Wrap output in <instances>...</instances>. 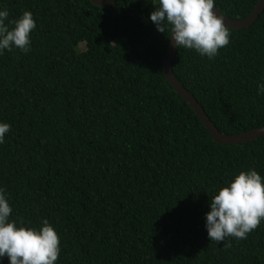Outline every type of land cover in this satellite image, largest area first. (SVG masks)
I'll return each mask as SVG.
<instances>
[{"label": "trees", "instance_id": "trees-1", "mask_svg": "<svg viewBox=\"0 0 264 264\" xmlns=\"http://www.w3.org/2000/svg\"><path fill=\"white\" fill-rule=\"evenodd\" d=\"M258 2L215 8L240 21ZM154 3L0 0L9 19L30 11L37 25L27 54L0 56L10 219H48L60 238L56 264H264V221L225 244L205 228L218 187L249 168L264 177V136L213 140L164 75L171 34L150 21ZM228 30L213 60L178 48L173 73L221 133L238 136L264 127V13Z\"/></svg>", "mask_w": 264, "mask_h": 264}, {"label": "clouds", "instance_id": "clouds-1", "mask_svg": "<svg viewBox=\"0 0 264 264\" xmlns=\"http://www.w3.org/2000/svg\"><path fill=\"white\" fill-rule=\"evenodd\" d=\"M153 5L150 21L158 32H170L177 49L213 60L230 43L231 33L213 11L215 0H155ZM9 17V10L0 7V56L14 50L27 54L37 26L33 14L24 11L16 19ZM257 95L264 96V77L257 82ZM10 129L9 123L0 121V145ZM209 209L205 228L210 241L247 239L264 221V177L255 168L239 171L217 188ZM12 212L8 193L0 186V264L5 257L9 264H56L61 247L55 227L48 219L39 227H26L22 219H10Z\"/></svg>", "mask_w": 264, "mask_h": 264}, {"label": "water", "instance_id": "water-1", "mask_svg": "<svg viewBox=\"0 0 264 264\" xmlns=\"http://www.w3.org/2000/svg\"><path fill=\"white\" fill-rule=\"evenodd\" d=\"M91 1L97 6H108L115 3L117 0H91ZM213 11L216 12L218 16H221L223 18L224 24L228 29L243 30L250 28L258 20V18L264 13V0H259L254 12L248 18L240 21L232 20L226 17L217 8H214ZM176 51L177 48L174 47V45L171 43L170 40L163 64L164 75L167 81L175 90V92L179 96H181L183 100H185L192 107V109L194 110L196 115L200 118V120L207 128V130L209 131L213 140L216 143L224 144V145H236L239 143L250 142L264 136V127L238 136H227L221 133L216 127V125L212 122L210 117L207 115L203 107L200 105L198 100L186 88H184V86H182L180 82H178V80L175 78L173 73V63L175 60Z\"/></svg>", "mask_w": 264, "mask_h": 264}, {"label": "rangeland", "instance_id": "rangeland-1", "mask_svg": "<svg viewBox=\"0 0 264 264\" xmlns=\"http://www.w3.org/2000/svg\"><path fill=\"white\" fill-rule=\"evenodd\" d=\"M82 49H85V47H84V46H82Z\"/></svg>", "mask_w": 264, "mask_h": 264}]
</instances>
